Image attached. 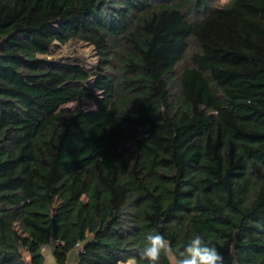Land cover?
Instances as JSON below:
<instances>
[{
	"label": "trees",
	"instance_id": "trees-1",
	"mask_svg": "<svg viewBox=\"0 0 264 264\" xmlns=\"http://www.w3.org/2000/svg\"><path fill=\"white\" fill-rule=\"evenodd\" d=\"M216 1L0 0V264L138 259L157 225L264 264V0ZM72 40L96 65L47 58Z\"/></svg>",
	"mask_w": 264,
	"mask_h": 264
},
{
	"label": "clouds",
	"instance_id": "clouds-1",
	"mask_svg": "<svg viewBox=\"0 0 264 264\" xmlns=\"http://www.w3.org/2000/svg\"><path fill=\"white\" fill-rule=\"evenodd\" d=\"M157 225L145 235V243L139 250V258L130 257L117 264H162V257L168 264H225L223 255L217 247L206 242L201 234H193L184 250L177 254L170 241Z\"/></svg>",
	"mask_w": 264,
	"mask_h": 264
},
{
	"label": "rangeland",
	"instance_id": "rangeland-1",
	"mask_svg": "<svg viewBox=\"0 0 264 264\" xmlns=\"http://www.w3.org/2000/svg\"><path fill=\"white\" fill-rule=\"evenodd\" d=\"M227 0H217L216 3H218V5H221L223 3H225ZM52 54L51 56L47 57L49 59L54 58V60H58V59H64V60H73V59H78L79 61H83L85 62V65L87 67V69H90V67H93L94 65H96L97 62V58L95 55V51L93 49V47L83 41H79V40H72L67 42L64 45H60L58 44V42H56L52 49ZM88 85L92 84V81H88L87 83ZM71 107L76 106V103H69L68 104ZM83 107L85 109H94L95 108V103L92 99H84L83 103H82ZM49 250L53 249V246L50 245ZM49 255H51V252L49 253Z\"/></svg>",
	"mask_w": 264,
	"mask_h": 264
},
{
	"label": "crops",
	"instance_id": "crops-1",
	"mask_svg": "<svg viewBox=\"0 0 264 264\" xmlns=\"http://www.w3.org/2000/svg\"><path fill=\"white\" fill-rule=\"evenodd\" d=\"M48 248L49 246H46L44 248V253L46 256V260H45L46 264H59L53 254V251L49 250ZM50 252L51 255H49ZM77 261H78V250L74 249L69 253L66 264H77Z\"/></svg>",
	"mask_w": 264,
	"mask_h": 264
}]
</instances>
